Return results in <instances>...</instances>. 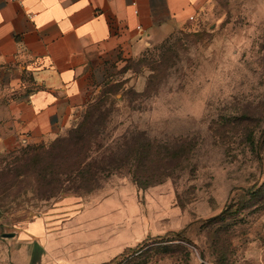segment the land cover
Returning <instances> with one entry per match:
<instances>
[{
    "label": "rangeland",
    "instance_id": "374dc122",
    "mask_svg": "<svg viewBox=\"0 0 264 264\" xmlns=\"http://www.w3.org/2000/svg\"><path fill=\"white\" fill-rule=\"evenodd\" d=\"M91 101L102 133L144 131L162 145L189 138L190 160L151 186L122 170L92 191L50 197L28 157L52 140L1 153L0 245L13 248L3 233L42 218L59 228L56 245L92 262L131 247L116 264H264V0H213Z\"/></svg>",
    "mask_w": 264,
    "mask_h": 264
},
{
    "label": "crops",
    "instance_id": "0c3cea01",
    "mask_svg": "<svg viewBox=\"0 0 264 264\" xmlns=\"http://www.w3.org/2000/svg\"><path fill=\"white\" fill-rule=\"evenodd\" d=\"M212 2L0 0V154L54 140L124 64ZM59 231L30 221L14 232L13 248L1 243L0 264L97 263L56 245Z\"/></svg>",
    "mask_w": 264,
    "mask_h": 264
},
{
    "label": "trees",
    "instance_id": "16d2710c",
    "mask_svg": "<svg viewBox=\"0 0 264 264\" xmlns=\"http://www.w3.org/2000/svg\"><path fill=\"white\" fill-rule=\"evenodd\" d=\"M93 105L92 101L87 104L83 117L66 134L58 135L47 146L38 147L28 157L39 180L46 185L48 196L92 191L101 179L122 170H127L138 186H151L171 177L190 160L195 144L189 138L162 145L144 131L126 130L120 135L113 131L102 133L105 125L99 123L94 114L99 109L92 108ZM249 136L253 145L254 132ZM131 251V247H125L109 261L91 264H116Z\"/></svg>",
    "mask_w": 264,
    "mask_h": 264
},
{
    "label": "water",
    "instance_id": "95a60500",
    "mask_svg": "<svg viewBox=\"0 0 264 264\" xmlns=\"http://www.w3.org/2000/svg\"><path fill=\"white\" fill-rule=\"evenodd\" d=\"M3 236H5V237H11V236H14V233L13 232L3 233Z\"/></svg>",
    "mask_w": 264,
    "mask_h": 264
},
{
    "label": "built area",
    "instance_id": "2783aa9c",
    "mask_svg": "<svg viewBox=\"0 0 264 264\" xmlns=\"http://www.w3.org/2000/svg\"><path fill=\"white\" fill-rule=\"evenodd\" d=\"M6 1L16 2V1H19V0H6ZM191 19H193V17H191Z\"/></svg>",
    "mask_w": 264,
    "mask_h": 264
}]
</instances>
